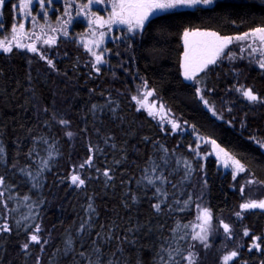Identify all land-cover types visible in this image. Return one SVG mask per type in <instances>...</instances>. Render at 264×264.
<instances>
[{"label": "snow or ice", "instance_id": "obj_1", "mask_svg": "<svg viewBox=\"0 0 264 264\" xmlns=\"http://www.w3.org/2000/svg\"><path fill=\"white\" fill-rule=\"evenodd\" d=\"M8 2L9 0H0V15ZM225 2L226 0H64L63 12L55 17L56 25L53 26L49 23L48 9L53 8L54 0H19L18 4H12L14 22L10 26V37L4 35L6 25L0 20V36H4L0 39V53L12 54L14 49L31 53L45 63L50 70L49 74H63L67 77L69 73L61 71L54 57L48 54V49L57 46L61 38L68 40L74 21L82 19L86 21V32L81 34L78 40L72 37L71 42L83 48L89 57L85 61V67L89 68L88 78L94 79L100 76L105 65L110 64L107 54L123 55L119 50L113 53L111 48L105 46L109 39L112 43L119 41L118 49L122 47L124 52L129 54L126 62L130 63L136 59L134 52L137 38H143L149 29H153L159 36L175 35L180 42L177 64L178 76L182 77V80H179V83L191 89L193 99L198 106L206 110V113H211L216 120L231 126L232 120L225 121L223 111L231 113L233 107L242 102H247V105L252 107L264 106V96L255 92L251 86L236 84L226 90L231 103L229 98H220L222 110H218L214 102L216 88L209 78L216 73L218 67L225 64V61L234 65L237 58L244 59L245 52L248 53L250 63L255 59L259 69L264 70V23L240 34L224 35L219 31L186 25L180 19L195 14L201 16L213 14ZM231 2L248 4V0ZM34 4L39 8V12L34 11ZM101 5L103 11L107 13L106 16L94 10V6ZM258 7L264 9V0ZM224 15L231 19L229 13L225 12ZM40 20L44 23H40ZM29 24L30 28L27 27ZM117 29L121 34L110 37L109 34ZM25 39L29 42L24 43ZM38 44L41 47H38ZM64 55L67 57L68 53ZM28 62L31 65L33 60L29 58ZM120 66L123 67V63ZM78 70L77 57L73 72ZM0 75L3 73L0 72ZM28 75L31 84V72ZM234 75L238 73L234 71ZM130 83L133 86L128 88L127 94L119 95L128 100L135 112L146 114V117L157 121L156 126L165 138L168 135L183 136L185 133L195 136L187 145L191 159L184 157L183 154L177 156L176 149H169L159 140L153 141L150 137H143V142L151 143L154 151L147 156L142 167L137 166L138 176L121 174L120 208L124 210L125 216H120V213L113 209L114 216L101 222L95 193L89 195L87 186L95 180L103 183L105 191L109 188L115 190L116 173L128 162L127 140L118 147L115 132L104 130L107 119L112 124L119 121L123 131L124 116L121 115V102L114 99L111 93L105 95L104 91H100L99 95L104 99V103H89L86 114L81 118L84 126L79 127V131L73 129L72 118L66 112L58 110L53 102L50 107L45 106L38 110L36 134H33L31 127L26 130L30 145L24 152L28 162L23 166L18 167L19 153L24 150L23 142L19 139L15 142L18 155L9 167L8 153L3 141L0 140V165L8 171L15 169L13 175L22 177L23 183L28 185L27 192L20 195L16 192L17 185L8 183L7 176L0 174V238L6 240L13 234L17 237L23 235V242L19 243L18 247L25 258L31 256L33 251L38 250L40 253L45 251L51 243V230H47L45 235L46 230L37 220L42 221L41 211L48 203L44 195L47 173L52 171L62 155V140L64 143L72 144L77 137L81 139L87 137L85 158L79 164L73 165L70 175L64 178L69 181L70 188L85 194L83 215L78 216V222H73L65 229L61 240L64 247H56L52 253L53 256L60 254L57 264H61V261L63 264H132L131 254H126L125 246L140 253L136 258V264H144L142 253L145 245L142 241L145 237L153 236L156 239L152 241V246L147 248L151 254L149 264H199L200 253L197 249L206 252L214 243L210 240L213 234L222 236L224 247L228 246L229 241L235 243L231 251L222 255L221 264H249V260L244 259L242 254L245 248L249 254H253L255 250L260 257L259 264H264V235H255L245 227L241 240L250 238L251 243L246 245L236 241L233 226L223 218H219L214 225L212 209L202 203L203 189L207 187L208 180L204 166L200 163L203 159L200 154L203 138L198 134L197 125L194 123L189 125V121L177 118L163 102L159 86L151 83L146 76L140 75L137 71L132 74ZM89 94L90 98L96 95V89L90 88ZM233 95L235 98H232ZM40 112L43 113L42 116ZM240 127L243 133L247 127L246 121H241ZM248 139L258 144L260 149H264V139L256 135ZM204 142L212 145L216 159L222 161L224 168L231 169L233 181H236L237 176L249 171L240 158L227 151L215 139ZM108 149L117 153V156L113 157L112 165L96 167L94 159L97 156H105ZM42 151L47 155H41ZM91 170H94L95 175L91 174ZM198 171L203 173L200 178L202 188L199 195L193 192L188 193L186 199H178L172 191L178 187L174 177L180 174L181 184L190 185L192 182L190 177L196 175ZM244 181V185L238 189L242 198L235 212L238 221L244 220L246 213L255 214V210H260V213L264 214V198L244 196L246 186L264 184V181H258L254 173H250ZM143 202L149 205L151 217L156 219V223H153L151 218L147 222H141L139 216L133 217V211L138 213ZM193 205L196 209L194 220L182 223L180 219H176L174 227L169 229L170 235L164 236L165 225L159 222V218L191 211ZM21 208H26L27 212H22ZM14 214L18 218L15 219L13 226L10 220ZM122 220L127 222L122 224ZM180 241H183L186 247L182 246ZM41 260L42 257L37 255L36 264H41Z\"/></svg>", "mask_w": 264, "mask_h": 264}, {"label": "trees", "instance_id": "obj_2", "mask_svg": "<svg viewBox=\"0 0 264 264\" xmlns=\"http://www.w3.org/2000/svg\"><path fill=\"white\" fill-rule=\"evenodd\" d=\"M261 3L262 0H248L247 5L226 2L221 4L213 14L206 16L195 14L180 17V19L192 27L215 30L224 35H236L264 23V9L258 7ZM225 12L229 13L231 19L224 15ZM179 44L177 36H159L153 29H149L135 45L134 55L136 59L134 61L127 63L128 55L125 62H120L117 59L111 63L109 68L103 70L99 77L94 79L88 78L89 68L85 67V61L89 57L84 50L76 48L74 45H67L63 52V54L68 53L67 57L64 55V58L57 62L62 72L67 71L69 73L67 77L63 74H49L50 70L47 69L45 63L40 61L33 60V63L29 65V59L19 55L1 57L0 72L3 75H0V133H2L0 140L6 147L9 167L12 160L18 155L15 143L18 139L24 144V150L19 153L20 165L18 167L28 162L24 155L30 145V138L27 136L26 130L31 127L33 134L38 131L37 112L39 109L45 106L50 107L54 102L58 110L66 112L72 118L73 129L79 131V127L84 126L81 118L86 114L89 103L103 104L104 99L99 95V92L104 91L105 95L111 93L114 99L121 102V115L124 116L123 131H121L119 121L112 124L107 119H105L104 130L115 132L118 147L127 140L129 159L127 164L116 173L115 190L109 188L105 191L103 183L94 180L88 184L87 193L89 195L95 193L96 205L101 213V222L110 216H114L113 209L118 211L120 216H125L124 210L120 208L121 174L138 176L139 168L137 166L142 167L147 156L154 151L151 143L145 144L143 142V137H150L153 141L159 140L169 149H176L177 156L183 154L184 157L191 159V154L187 148L188 134L183 136L168 135L165 138L156 126L155 120L146 117V114L141 115L135 112L128 100L119 95V93L127 94L128 88L133 86L130 83L132 74L138 71L140 75L146 76L151 83L159 86L163 102L177 118L189 121V125L196 124L198 134L204 141L215 139L218 144L245 163L249 171L244 173L243 177H238L235 183H232L235 188L234 193H231L227 187L228 180H220L218 175L214 174L212 169L214 162L211 157H208L204 164V172L208 180L206 187L207 206L213 211V224L215 225L219 218H223L233 226L236 237H239L240 232L236 231L237 220L235 218V212L241 202L236 201L237 198H241L238 189L243 185L244 178L248 177L250 173H254L258 181H264V151L259 148L258 144L248 139L252 135L264 139V106L252 107L248 106L247 102H242L237 103L231 113L223 111L224 120H232L231 126L216 120L211 116V113H206V110L202 106H198L193 99L191 89L185 88L179 83V80H182V77L178 76ZM77 57L79 58V70L73 72V65L76 63ZM121 63H123V67L120 66ZM124 63L128 67H125ZM29 72H31V84H29ZM113 72L115 76H113ZM236 72L238 75H234L228 67L220 66L216 73L209 78L216 88L214 102L218 110H222L220 98H229L226 90L236 84L251 86L255 92L264 96V70H255L253 67L242 65ZM92 75L95 76V74ZM90 88H95L97 91V94L92 95L91 98ZM26 89L29 90L26 91ZM232 98L235 96L233 95ZM229 103H231L230 98ZM245 113H247L246 117ZM39 114L43 115L42 112ZM241 121H246L247 125L243 133L240 127ZM88 126L91 127L90 124ZM126 133H130V135H126ZM93 142H95V137H93ZM86 144L87 137L83 139L77 137L72 144L64 143L62 140V155L52 171L47 173L44 195L48 203L41 211L42 221L37 220V222L42 223L46 230L45 235H47V230H51V243L43 253L36 250L31 256L25 258L18 247V244L23 242V235L17 237L13 234L6 240L0 238V264H36L37 255L42 257L41 264H57L60 254L53 256L52 253L56 247H64L61 240L65 229L73 222H78V216L83 215L82 205L85 203V194L70 188L68 186L69 181L64 178L70 175L73 165L79 164L85 158ZM208 145L211 146L210 143L204 142L200 146L202 154H205ZM41 155L46 156L47 153L42 151ZM114 156H117V153L108 149L105 156H97L94 159V165L100 168L111 166ZM15 171V169L8 171L3 165H0V174L7 176L8 183H15L17 185L16 192L23 195L27 192L28 185L23 183L22 177L13 175ZM182 171L183 167L181 166V173ZM91 174L95 175L94 170H91ZM201 175L203 173L198 171L196 175L191 176L190 185L181 184L180 174L176 175L174 180L178 187L172 190L176 197L183 200L186 199L188 193H196L197 187L200 186ZM102 180L103 177L101 176ZM257 185H261L264 190V184ZM257 185L252 186L257 189L259 188ZM245 189H249V187H245ZM13 206L15 205L13 204ZM21 211L27 212V209L21 208ZM195 213L196 210L193 205L191 211L175 213L174 216L160 217L159 222L165 225L163 235H170L169 229L174 227L176 219H180L182 223H187L189 220H194ZM132 215L134 218L139 216L141 222H147L151 218L153 223H156V219L151 217V209L147 202H143L139 206V212L133 211ZM16 218L18 217L14 214L10 220L13 226ZM263 219V216L255 213L249 215L241 223L250 230H255V234H258L260 228L264 227ZM126 222V220L121 221L122 224ZM155 239V236L145 237L142 241L145 245V250L142 253L144 264H149L151 260V254L147 248L152 246V241ZM222 239V236L213 234L210 240L214 243L206 252L197 249L200 253L199 264H210L213 260L214 264H221L222 255L230 251L232 242H227L228 246L224 247ZM179 243L186 247L183 241ZM125 248L126 254H131L132 264H136V258L140 253L134 249H128L127 246ZM209 252L212 253L209 254ZM211 256L214 258L212 259Z\"/></svg>", "mask_w": 264, "mask_h": 264}, {"label": "flooded vegetation", "instance_id": "obj_3", "mask_svg": "<svg viewBox=\"0 0 264 264\" xmlns=\"http://www.w3.org/2000/svg\"><path fill=\"white\" fill-rule=\"evenodd\" d=\"M226 2H231V0H226ZM18 3H19V0H9V2L6 4L5 8L3 9L2 15H0V20L4 21V23L6 25V29L4 30V35H7L9 37H10V26L14 22L13 21V15L14 14H13V11H12V4H18ZM63 4H64V0H54L53 8H49L48 9V11H49V23H51L53 26L56 25L55 17L61 15L62 12H63ZM33 7H34V11L39 12V8L35 4L33 5ZM55 9H59L60 11H55ZM94 10L100 11L101 15H104V16L107 15L106 11H103V5L94 6ZM40 23H44V21L40 20ZM27 27L30 28L31 25L29 24V25H27ZM85 32H86V21H83L82 19H77L76 21H74V23H73V25H72V27L70 29V33H71L70 38L68 40H64L63 38H61L58 41L57 46H55V47H53L51 49H48V54L53 56L54 59L56 60V62L60 61L61 59L64 58L63 52L65 51V47L67 45H74L76 48H80V47L77 46V44H74V43L71 42V38L75 37L78 40L80 35L85 33ZM120 34L121 33L117 29V30H114L112 33H110L109 36L110 37L111 36H119ZM3 38H4V36H0V39H3ZM140 39L141 38H139V37L137 38V43L140 41ZM23 42L27 43L29 41L27 39H25ZM118 44H119V41H117L116 43H112L111 39H109L107 41V43L105 45L106 47L111 48L113 50V53H115L117 50H119L121 53H123V55L122 56H116L114 54H107L110 64L109 65H105L103 67V70L109 68V66H111V63H113L117 59L120 62H123V61L125 62L126 61V58H127L126 56L129 55V54L125 53L124 49L122 47H120L118 49ZM38 47H41V45L38 44ZM43 47L47 48V46H43ZM10 55H19L20 57H23V58H26V59L31 58L32 60H36L37 62L40 61L38 59V57H35L33 54L22 52V51L16 50V49H14L12 54L0 53V58L1 57H5V56H10ZM40 62L44 63L43 61H40ZM124 66L128 67V65H126L125 63H124ZM255 70H257V69H255ZM211 160L214 162V167L212 168L214 170V174H217L218 178L220 180L221 179H225L226 181L228 180L227 187H229V191L231 193H234L235 192V188H234V186H232V183L233 182L235 183V181H233V179H232L231 169L230 168L229 169H225L223 165L217 166L218 161H215L213 159H211ZM257 186H259V188H257V189L254 188V186H253V187L249 188V191L245 190V194H244L245 198H247L249 196H251L252 198H256V199L264 198V190H263L262 186L261 185H257ZM236 201H242V198H237ZM255 213L260 214L264 218V214H261L259 210L255 211ZM249 215H252V213H246L245 217L247 218ZM242 221H238L237 220V229H236V231L238 230L240 232V234H239V237L235 236V240L239 241L241 243H245L247 245V244L251 243V240H250V238H243L241 240V237H242L241 231L245 228V226L241 223ZM263 221H264V219H263ZM250 231L253 234L256 233L255 230L254 231L250 230ZM255 235H264V227L260 228L258 234H255ZM233 247H235V243L231 242L230 251L232 250ZM242 254H243L244 259H248L249 260V264H251V263L259 264V258L260 257H259L258 253H255V250H254L253 254H249L246 251V248H245L244 250H242Z\"/></svg>", "mask_w": 264, "mask_h": 264}, {"label": "rangeland", "instance_id": "obj_4", "mask_svg": "<svg viewBox=\"0 0 264 264\" xmlns=\"http://www.w3.org/2000/svg\"><path fill=\"white\" fill-rule=\"evenodd\" d=\"M233 47L235 48V45H233ZM82 50H83V48H81ZM243 56H244V59H239V58H237L236 59V61H235V64L233 65V64H229L227 61H225V64L224 65H222V66H225V67H228L229 69H231V71H232V73L234 74V71L236 72V71H238L239 70V68H241L242 67V65L244 66H250L251 68L252 67H254L255 69H259V67L256 65V63H255V59H253V62L252 63H250L249 62V57H248V53L247 52H245V53H243ZM157 122V121H156ZM187 133H185V135H186ZM193 139H195V136H189V138H188V144L189 143H191V141L193 140ZM203 143H204V140H201V144H200V146L201 145H203ZM207 149H205V154H202L201 153V151H200V154H201V157H203V159H201V161H200V163L204 166V164L206 163V161H207V158L208 157H210V149H211V146L210 145H208L207 147H206ZM263 151H264V149H262ZM244 174V173H243ZM243 174H241L240 176H237V177H243L244 175ZM201 176H203V175H201ZM243 183V182H242ZM244 183H245V181H244ZM244 183H243V185H244ZM246 187H253L252 185L251 186H246ZM201 188H202V185L200 184V186H198L197 187V189H196V194L197 195H199V193L201 192ZM245 190H248L249 191V189H245ZM203 193H204V201L202 202L203 204H205V205H207V188H204L203 189ZM196 210V209H195ZM195 215H196V213H195ZM211 251H212V249H211ZM210 253H212V252H209V254ZM212 257V256H211ZM214 257H212V259H213ZM210 264H214V260H213V262H211Z\"/></svg>", "mask_w": 264, "mask_h": 264}, {"label": "water", "instance_id": "obj_5", "mask_svg": "<svg viewBox=\"0 0 264 264\" xmlns=\"http://www.w3.org/2000/svg\"><path fill=\"white\" fill-rule=\"evenodd\" d=\"M211 158H212L213 160H215V161H218V160L216 159V154H215V152H213V150H212V145H211ZM221 165H223L222 161H218L217 166H221ZM255 211H258V210H255ZM259 211H260V210H259Z\"/></svg>", "mask_w": 264, "mask_h": 264}]
</instances>
